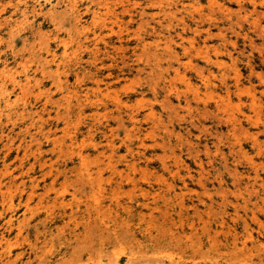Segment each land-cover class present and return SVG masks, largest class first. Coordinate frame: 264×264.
Listing matches in <instances>:
<instances>
[{"label":"rangeland","instance_id":"374dc122","mask_svg":"<svg viewBox=\"0 0 264 264\" xmlns=\"http://www.w3.org/2000/svg\"><path fill=\"white\" fill-rule=\"evenodd\" d=\"M48 2L0 0V264H264V0Z\"/></svg>","mask_w":264,"mask_h":264},{"label":"bare ground","instance_id":"6f19581e","mask_svg":"<svg viewBox=\"0 0 264 264\" xmlns=\"http://www.w3.org/2000/svg\"><path fill=\"white\" fill-rule=\"evenodd\" d=\"M47 1H49L51 4H52V6H51V10H50V13H51V15H53L54 14V12L56 11V7H57V5L59 4V2H60V0H58V4H53V1L52 0H47ZM26 2V1H25ZM48 2V3H49ZM50 4V5H51ZM27 5V4H26ZM41 5V4H40ZM43 5V4H42ZM41 5V6H42ZM77 8V5H76V3L75 2H73V3H71V7H70V9L71 10H73V11H76L75 9ZM40 10H42V7H40L39 8ZM37 10L38 9H36L35 7L33 8V10H32V12H37ZM259 11V10H258ZM23 15H25V17H28V13H29V10H28V7H26V8H24L23 9ZM263 14H264V10H263ZM260 17V16H259ZM256 20V19H255ZM258 20V19H257ZM260 22V21H259ZM173 49V48H172ZM51 50L49 49V52H50ZM50 54H52V53H50ZM52 55H54V54H52ZM211 61V60H210ZM205 79V78H204ZM9 100V99H8ZM10 105V104H9ZM7 106V105H6ZM129 115V114H128ZM130 117L129 118H131V119H133L134 121H136V119H137V117H138V115H137V113H131L130 115H129ZM230 116V115H229ZM120 118H121V116H120ZM123 118V117H122ZM230 122V121H229ZM240 122V121H239ZM235 127V126H234ZM237 129V128H236ZM89 131H91V130H89ZM55 134V133H54ZM53 135V133H52V131H48L47 132V135H46V137L48 138V139H51V136ZM74 136H72L71 137V141H72V143H74ZM37 139V138H36ZM52 139H53V137H52ZM254 139V138H253ZM126 140H128V139H126ZM33 141V140H32ZM96 147L98 146V143H95L94 144ZM82 153V152H81ZM80 153V155L82 156V154ZM84 156V155H83ZM85 157V156H84ZM82 158V157H81ZM225 158V157H224ZM84 159H86V157L84 158ZM82 160H83V158H82ZM81 160V161H82ZM164 161H163V163L165 164V167H168V162H167V160L164 158L163 159ZM180 160V159H179ZM83 162H85V160L83 161ZM85 165V164H84ZM168 168H170V167H168ZM117 169V168H116ZM119 169V168H118ZM85 170V169H84ZM120 170V169H119ZM89 171V170H88ZM121 171V170H120ZM174 172H175V170H174ZM92 173V172H91ZM124 174V173H123ZM129 174H131V173H129ZM234 174V173H233ZM91 175V174H90ZM93 175V174H92ZM119 175H121V172H120V174ZM88 176H89V174H88ZM128 176V175H127ZM126 176V177H127ZM87 177V176H86ZM85 177V178H86ZM90 177V176H89ZM82 178H83V176H82ZM93 178V177H92ZM87 179V178H86ZM86 179H84V180H86ZM133 179V178H132ZM91 180V179H90ZM134 181V180H133ZM90 182V181H89ZM97 182V181H96ZM88 183V182H87ZM103 183V182H102ZM84 184H85V182H84ZM90 184H91V182H90ZM99 185H101L100 183H98ZM92 185V184H91ZM96 185H97V183H96ZM89 187V186H88ZM91 188H93V187H91ZM96 189V188H95ZM94 189V190H95ZM101 190V189H100ZM98 191H99V189H98ZM94 194L96 193V191L95 192H93ZM94 196V195H93ZM182 203V202H181Z\"/></svg>","mask_w":264,"mask_h":264}]
</instances>
